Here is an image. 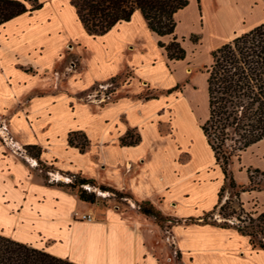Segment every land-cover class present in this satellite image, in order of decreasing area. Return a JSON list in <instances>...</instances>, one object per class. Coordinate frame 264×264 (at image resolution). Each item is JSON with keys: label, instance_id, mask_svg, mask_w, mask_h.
I'll list each match as a JSON object with an SVG mask.
<instances>
[{"label": "crops", "instance_id": "obj_1", "mask_svg": "<svg viewBox=\"0 0 264 264\" xmlns=\"http://www.w3.org/2000/svg\"><path fill=\"white\" fill-rule=\"evenodd\" d=\"M246 1V7L245 0L228 2L239 7L212 31L198 0L205 39L197 49L196 35L178 30L187 6L175 14L173 34L162 37L149 30L139 10L103 35H89L72 0H38L40 9L0 25L1 235L75 264H264V250L254 249L233 226L203 222L218 207L227 180L200 126L193 140L179 124L183 117L195 123L208 118V98L196 112L190 85L207 52L264 23V2ZM191 19L196 24V14ZM173 37L185 51L182 60H170L158 45ZM125 76L123 95L115 100H82L95 86ZM182 83L181 91L168 93ZM145 89L156 94L144 98ZM203 90L205 95L207 84ZM164 126L169 129L162 134ZM71 133L86 137L83 152L69 145ZM127 133L138 143L121 145ZM28 146L40 149L38 158L26 154ZM43 164L52 171L43 174ZM254 170L264 175V138L228 165L237 186L247 187ZM57 175L127 194L129 206L82 202L61 184L71 180ZM87 186L82 188L96 194ZM143 201L167 218L171 237L139 212L137 202ZM239 201L245 211L264 214V189L241 192ZM83 214L92 219H81Z\"/></svg>", "mask_w": 264, "mask_h": 264}, {"label": "trees", "instance_id": "obj_2", "mask_svg": "<svg viewBox=\"0 0 264 264\" xmlns=\"http://www.w3.org/2000/svg\"><path fill=\"white\" fill-rule=\"evenodd\" d=\"M198 1V0H197ZM263 1L264 0H260ZM77 17L85 31L92 36H101L119 22H127L136 10L145 19L149 30L157 36L172 35L176 26L175 14L188 5V0H72ZM41 3L35 2L30 6H21L20 0H0V25L26 12L41 8ZM195 43L197 38L191 36ZM166 51L170 60H182L185 51L173 37L164 45L158 43ZM211 64L206 67L208 118L200 125L203 136L213 152L216 163L221 167L227 186L236 190L234 196L241 192L258 189L253 184V173L249 176L247 187L237 186L228 171L232 157L239 158L242 151L264 138V23L252 30L235 37L211 52ZM178 89V86L168 93ZM149 99V98H147ZM139 137L133 138L127 133L120 140L123 146L137 144ZM68 143L77 147L81 152L88 145L86 137L79 133L68 135ZM26 154L35 158L40 155V149L34 146L25 148ZM94 186V182L84 178H75L71 184L63 186L77 191L80 201L95 203L96 196L87 192L82 186ZM99 190L129 197L113 188L100 185ZM226 187L219 191V202ZM139 212L152 217L162 228V222L167 218L150 202H137ZM223 206L219 207L222 211ZM213 212L203 218V222L215 223ZM221 214V213H220ZM249 222L256 226L247 228L234 226L242 235L248 237L250 245L264 250V242L254 241L261 235L264 239V214L255 219L249 217ZM221 227H231L226 222ZM0 264H75L67 259L50 255L41 249L20 243L0 234Z\"/></svg>", "mask_w": 264, "mask_h": 264}, {"label": "rangeland", "instance_id": "obj_3", "mask_svg": "<svg viewBox=\"0 0 264 264\" xmlns=\"http://www.w3.org/2000/svg\"><path fill=\"white\" fill-rule=\"evenodd\" d=\"M230 1L231 0H229L228 2ZM228 2L227 0H202L203 9L201 10L204 12L205 24L212 31H215L218 29L219 23L221 20L223 21L221 22V25L226 24L225 22L230 17V15H233L232 12L235 11V9L239 7V5L237 6L235 4L236 5L235 6L233 5L234 3L229 4ZM245 3L246 4H244V7L247 6L249 1L247 2L245 0ZM29 6L30 4L28 5V7ZM219 6H220V9L223 10L222 13L221 12L217 13V11H215L217 8L219 9ZM231 6L234 8H232ZM195 14H196V24H194L193 20L191 19L193 16H195ZM199 15H201L200 6L197 0H188V5L185 8V11L182 10V13L178 16V22H180L178 26V30L184 35L193 33L198 38V41L193 46V48L195 49L199 48V46L203 47L204 39H205L204 38L205 36H203L204 34H202L201 32L202 28H201V22H200ZM197 21H199V23H197ZM215 36L216 34L212 36L211 39L213 40ZM190 40H191V37H190ZM213 44L214 42L212 43V45ZM214 50L215 49H213L212 51ZM212 51L207 52L206 61L202 62L199 66L195 67L192 71V81L190 82V85L194 89V92L197 94V98H196L197 102L195 103V107H194L196 112H200L205 106L204 104L205 100L207 101V92L204 95L203 84L205 85L207 84L206 83V79H207L206 67H208L211 64V61H212L211 52ZM126 82L127 81H126V76H125V77H121L119 79L113 80V82L109 81L106 83H102V85L100 86L97 85L93 88L92 91L86 92L85 94H83L82 100L85 102H89V103L91 102L95 104L96 103L103 104L105 102H110L112 100H115L117 97H120L121 95H123V92L120 90L121 88H124V84ZM59 85L60 83L58 81V88L55 91L60 89L61 85L60 86ZM183 87H185V84L183 83L180 84V86L178 87L177 90H175V92L181 91ZM201 88H202L201 90L202 93L200 92ZM145 90L146 91L143 93L144 98H150L154 94H156V92L151 91L149 89H145ZM110 115L112 114L110 113ZM203 123L204 121L201 119V117H198L196 119V123L191 118L183 117L179 121V124L181 126L180 133L183 135L189 134L193 138V140L198 139V129L197 128ZM166 129H169V127L164 126L163 128H161V133L165 134ZM185 158L186 156H183L181 159L185 160ZM231 162H237V157L235 156L232 157ZM43 168L46 170V171H43V174H45V172L49 173L52 171V168L49 167L48 165L43 164ZM252 175H253V184H258V189H264V175H261L260 173H253ZM58 176L59 175L56 176L57 180H58L57 178ZM63 177L64 179L67 178L71 180L69 182H73L74 180V178H68V176H63ZM61 184L64 185L66 183H61ZM87 187L91 189H95L94 191L96 192V194L93 191H91L96 196L95 203H99V204L104 203L107 205L119 206L120 208H123L124 205L129 206L130 200L127 197H120V195L115 194V193H110V192L105 193L99 190L98 188H92V186H87ZM64 188L68 191H72L70 190V188H66V187ZM72 192L77 194L76 190ZM87 192H90V191H87ZM235 192L236 190L230 189L228 186H226L225 191L221 195L218 207L216 208V210L212 211L214 213L212 220H215L216 224L222 225L226 222L228 225L233 226V227L234 226H244L249 229L251 227L256 226V222H253L252 224L249 222V217L255 219L258 215L257 214L254 215L253 211L252 212L245 211V209L240 204L239 197L236 198L234 196ZM110 200L112 201L110 202ZM220 206L224 207L222 211L219 210ZM161 224H162L161 231H162L163 236L165 238L171 237V224L169 225L167 222H164V221ZM253 239L255 242H258L259 240H262L264 242V239H262L261 235H257ZM168 244H171L168 246L172 251H174L175 248L172 242L168 241ZM254 249H258L257 246ZM263 259L264 258L262 257L260 260H263Z\"/></svg>", "mask_w": 264, "mask_h": 264}, {"label": "built area", "instance_id": "obj_4", "mask_svg": "<svg viewBox=\"0 0 264 264\" xmlns=\"http://www.w3.org/2000/svg\"><path fill=\"white\" fill-rule=\"evenodd\" d=\"M2 129H3V131L5 132V134H4V140H8V141H10V138L8 139V132H7V129L5 128V127H3L2 126ZM81 219H83V220H91L92 218H91V215H89V214H83L82 216H81Z\"/></svg>", "mask_w": 264, "mask_h": 264}, {"label": "snow or ice", "instance_id": "obj_5", "mask_svg": "<svg viewBox=\"0 0 264 264\" xmlns=\"http://www.w3.org/2000/svg\"><path fill=\"white\" fill-rule=\"evenodd\" d=\"M21 6L26 9L29 4L37 2V0H20Z\"/></svg>", "mask_w": 264, "mask_h": 264}, {"label": "bare ground", "instance_id": "obj_6", "mask_svg": "<svg viewBox=\"0 0 264 264\" xmlns=\"http://www.w3.org/2000/svg\"><path fill=\"white\" fill-rule=\"evenodd\" d=\"M57 178H58V180L66 181V179H64V177L58 176Z\"/></svg>", "mask_w": 264, "mask_h": 264}]
</instances>
